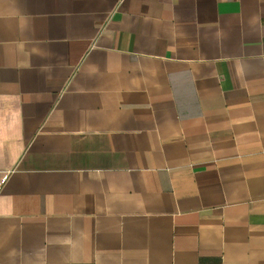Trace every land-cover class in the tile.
<instances>
[{
    "label": "crops",
    "instance_id": "crops-1",
    "mask_svg": "<svg viewBox=\"0 0 264 264\" xmlns=\"http://www.w3.org/2000/svg\"><path fill=\"white\" fill-rule=\"evenodd\" d=\"M0 264H264V0H0Z\"/></svg>",
    "mask_w": 264,
    "mask_h": 264
},
{
    "label": "built area",
    "instance_id": "built-area-1",
    "mask_svg": "<svg viewBox=\"0 0 264 264\" xmlns=\"http://www.w3.org/2000/svg\"><path fill=\"white\" fill-rule=\"evenodd\" d=\"M6 180H7V175L6 174L2 175L0 178V192H1L3 185L5 184Z\"/></svg>",
    "mask_w": 264,
    "mask_h": 264
}]
</instances>
